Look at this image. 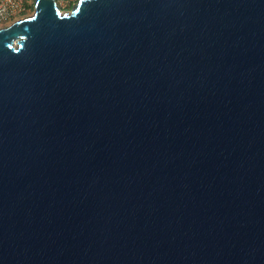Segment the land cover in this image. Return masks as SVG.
I'll list each match as a JSON object with an SVG mask.
<instances>
[{"label": "water", "instance_id": "water-1", "mask_svg": "<svg viewBox=\"0 0 264 264\" xmlns=\"http://www.w3.org/2000/svg\"><path fill=\"white\" fill-rule=\"evenodd\" d=\"M0 264H264V0L0 29Z\"/></svg>", "mask_w": 264, "mask_h": 264}, {"label": "built area", "instance_id": "built-area-1", "mask_svg": "<svg viewBox=\"0 0 264 264\" xmlns=\"http://www.w3.org/2000/svg\"><path fill=\"white\" fill-rule=\"evenodd\" d=\"M57 8L63 12L71 4H76L78 0H53ZM33 0H0V29L8 27L15 21L30 16L29 7ZM74 6V5H73Z\"/></svg>", "mask_w": 264, "mask_h": 264}, {"label": "rangeland", "instance_id": "rangeland-1", "mask_svg": "<svg viewBox=\"0 0 264 264\" xmlns=\"http://www.w3.org/2000/svg\"><path fill=\"white\" fill-rule=\"evenodd\" d=\"M73 5H75V4H72V6H70V7L67 8V9H65L63 12H69V11H71ZM32 14H33V12L30 13V16H31Z\"/></svg>", "mask_w": 264, "mask_h": 264}, {"label": "trees", "instance_id": "trees-1", "mask_svg": "<svg viewBox=\"0 0 264 264\" xmlns=\"http://www.w3.org/2000/svg\"><path fill=\"white\" fill-rule=\"evenodd\" d=\"M30 12H33V4L29 7Z\"/></svg>", "mask_w": 264, "mask_h": 264}, {"label": "flooded vegetation", "instance_id": "flooded-vegetation-1", "mask_svg": "<svg viewBox=\"0 0 264 264\" xmlns=\"http://www.w3.org/2000/svg\"><path fill=\"white\" fill-rule=\"evenodd\" d=\"M70 6H72V4Z\"/></svg>", "mask_w": 264, "mask_h": 264}]
</instances>
